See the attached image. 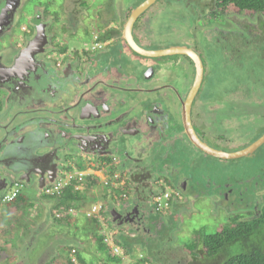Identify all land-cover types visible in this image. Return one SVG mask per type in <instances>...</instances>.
<instances>
[{"label": "flooded vegetation", "instance_id": "1", "mask_svg": "<svg viewBox=\"0 0 264 264\" xmlns=\"http://www.w3.org/2000/svg\"><path fill=\"white\" fill-rule=\"evenodd\" d=\"M28 1L0 0V219L13 217L10 207L13 201L4 202V197L16 186L21 189L34 187L41 191L42 203L44 197L49 198L44 195V190L81 161L96 164L115 162L116 168L126 177L132 193L130 200L134 205L126 209L125 214L130 216L122 218L124 223H145V216L155 215L153 202L161 191L172 194L174 201L171 209L178 206V210H185L181 207L184 202L188 203L184 194H192L193 188L187 182L188 177H181L180 182L172 179L173 175H178L179 164H176L174 173L158 170L160 166H166V162H161V165L158 162L146 164L147 159L159 156L173 138V141H179L178 147L173 150L174 158L186 155L185 150L192 146L194 153H199L206 165L210 163L215 169L218 183L209 182V187L220 188L217 196L222 200L233 204L236 200L239 209H242V190L255 194V206L248 208V203L245 210H241L250 213V218H233L251 221L260 215L264 207V196L259 195L264 190V144L237 159L222 157L247 150L264 135V82L260 75L243 80L238 79L241 75L233 74L234 80L229 87L226 86L227 81L213 85L208 79L212 63L219 67L230 60L213 53L205 43H200L198 48L179 45L195 51L202 59L204 77L192 101L190 119L194 135L201 144L222 154L219 153L221 157H214L198 149L185 132L182 105L190 95L196 78V64L189 56L176 54L165 59L144 58L132 51L124 40L125 25L118 33L114 30L116 40L112 44L102 39L105 34L94 31L92 36L94 41L97 37V41L91 48H70L67 40L76 38L81 24L67 27L80 21L79 15L69 14L71 11L67 8L57 12L45 9L31 14V22L35 19L37 25L45 23L48 27L49 41L44 44L42 39L35 40L37 36L33 27H25V31L17 29ZM121 1L125 8H130L129 17L132 10L147 0L135 7L132 1ZM162 4L169 5L168 2ZM154 5L150 8L159 9V5ZM207 5L201 6L206 20L214 23L213 27H217L224 39L230 32H236L232 38L238 46L242 44L241 36L250 39V33L239 26L241 21L251 25L264 24L262 15H256L254 21L241 20V15L234 13L217 17L214 14L217 9L209 7L208 2ZM150 8L135 23L133 35L141 48L155 51L163 47L156 44V34L150 35L153 18ZM148 12L149 18L145 17ZM48 17H53V20H48ZM232 20L236 22L235 30L227 27L233 23ZM58 23L61 25L54 27ZM64 38L67 43L61 42ZM250 43L247 42L243 48L252 51ZM258 49L260 52L263 50L259 44ZM232 52V66L241 65L244 55L236 47ZM250 53L248 56H251ZM123 59L125 63L121 62ZM133 60H143L147 64L142 73L135 75L131 66ZM161 67L167 69L168 82L158 80L155 82L157 86L151 83L143 85L144 80L154 81ZM112 88L117 89V93L113 94ZM153 93L154 97L146 96ZM119 96L127 97L129 104L135 98L134 108L138 105L140 112H136V119L130 122L111 124L112 114L118 109L116 106L113 108L111 98ZM141 109H145L144 114ZM125 110L127 115L131 108L126 106ZM174 111L177 117L173 119L171 112ZM166 115H170V123L161 126L160 117ZM150 128L155 129L153 134H148ZM169 129L173 133L167 136ZM254 157L259 159L260 165L251 169L252 173L244 172L237 180L224 174L227 167H236L241 160ZM51 179H54L53 182ZM19 195L25 197L22 192ZM142 199L148 206L145 210L142 209L145 206L141 208L139 205ZM212 201L219 209L221 205H227ZM55 210L53 207L51 214L57 223ZM147 230L145 233L149 234Z\"/></svg>", "mask_w": 264, "mask_h": 264}, {"label": "rangeland", "instance_id": "2", "mask_svg": "<svg viewBox=\"0 0 264 264\" xmlns=\"http://www.w3.org/2000/svg\"><path fill=\"white\" fill-rule=\"evenodd\" d=\"M129 1L136 5L142 2V0ZM186 1L160 0L155 4L159 5V9L156 7L150 8V11H153L150 35L156 34V44L164 49L165 47H179L181 43L198 48L201 46L200 43H205L216 55L225 56L230 60L229 63L225 61L219 67L213 63L211 65L208 79L213 85H217L221 81H227L226 86L229 87L232 83L231 81L234 80L232 79L233 74L241 75L238 79L243 80H246L248 76L254 79L253 77L259 75L264 79V47L263 43H261V39L264 37V24L251 25L241 21L239 26L250 33V39L241 36L242 44L238 46V43L232 38L236 36V32H230L224 39L217 27H213L215 26L214 23L206 20L203 16L201 6H205V0H188V4ZM163 2H168L169 5L162 4ZM102 5H106L105 12H102L103 18L101 17V20L97 21L95 14L103 10ZM25 8L26 11L24 10V13L20 15L17 29L33 27L30 19L33 12L41 13V10L45 9L57 12L67 8V11H71L69 14L77 13L79 15V23L72 22L69 26L67 25V27L72 28L74 25L78 26L81 24L76 32V38H73V40L64 38V41L61 42L64 43L67 40L70 48L75 47L79 50H83L86 47L91 48L95 44L91 32L96 31L97 33L105 34L104 29L99 26L106 17L107 20L114 21L113 28H111L113 31L115 30L116 33L122 31L130 9L127 6L125 8L121 0H29ZM149 13L145 17L149 18ZM80 14L81 17L83 16L82 18ZM50 18L53 20V17H48V20ZM114 18L120 23L116 22ZM244 19L254 21L256 17L241 15V20ZM261 19L264 23V15L261 16ZM58 25L61 24L58 23L54 27H58ZM227 27L235 30L236 22L233 21ZM143 29L145 30V28ZM212 29L217 30V32H213ZM58 38L61 40L60 36ZM4 39H7V37H4ZM114 40L116 38L108 43L112 44ZM262 40L264 42V38ZM247 42H251L249 46L252 47V51L251 49L249 51V49L243 48ZM258 44L263 49L262 52L258 49ZM234 47L239 49L244 55L239 66H232L231 64L234 56L232 49ZM248 53L251 56H248ZM121 62L125 63V60L123 59ZM166 81L168 82L167 77ZM145 82L144 80V85H146ZM251 85L253 86L252 82ZM233 87L234 84L231 88ZM114 93H117V89L113 90ZM126 106L132 108L134 103L129 104L126 101ZM170 133L171 131L168 132L167 136ZM245 134L249 135L250 133L245 132ZM172 147L174 148V146ZM185 152L186 155L176 156L173 159L174 164H179L178 175L180 174V177L173 175L172 179L175 182H180L181 177H188L187 182L192 186L193 191L189 195L184 192V199L188 203L184 202L181 205L187 211L178 210V206L171 209V206L166 212L160 214L155 212V215L145 216L147 217L145 223H122L121 226L113 222L112 217L108 213V218L111 220L108 219L107 223H109L111 229L114 232L126 235L127 238L125 240L131 246L130 248L128 246V248H124L126 255L124 250L120 248L121 252L118 255L123 260L121 264H140L150 256L151 252L152 263L144 262V264H196L198 261L191 256H187L185 250V247L193 241L192 238L196 231L206 235H213L217 229L228 224L233 217L237 216L244 219L249 217L250 213L241 210H245L248 203V208L255 206V194L242 190V209H239L235 198V204L222 200L219 195L217 196L220 188H216L213 185L209 187V182L218 183L215 169L211 168L210 163L206 165L207 162L199 157V153H194L192 146H189ZM75 164L77 168L78 166L80 169L87 168V162L81 161ZM259 165L260 161L256 157L244 159L236 167H227L224 170V174L227 177L230 176L232 179H236L242 176L244 172L252 173L251 169H255ZM74 170L76 171L75 168ZM92 190L99 195L98 199L94 201L107 199V190L101 189V187L100 189L99 187L97 189L93 187ZM21 192L27 197L25 198L26 200L31 201V204L25 209H21L18 213L14 212L13 216L17 214L15 218L5 216L0 220V264H66L68 258L67 249L69 248L75 249L78 257L83 259L85 264H119L109 259V255L114 256L111 250L103 249L99 246V236L105 234V232H102L101 227L91 225L84 228L82 224L77 222L80 226L76 228L78 225L75 222L69 224L56 223L49 207V213L45 212L43 203H40L41 191H37L32 187L22 188ZM208 195L214 197L208 198ZM259 195L263 197L264 190H261ZM213 199L217 204L225 202L227 205H221L220 209L216 208L212 201ZM49 200L45 201L44 199L43 202H49ZM129 204L130 202L127 203V206ZM139 205H141V208L145 206V208H142L143 210L148 208L144 199L141 200ZM12 209H16V205L12 206ZM232 212H234V215L231 214ZM79 218L85 219L80 215L76 219ZM40 219L45 221V225L37 223ZM88 220L91 221L90 219ZM146 229H148L149 234L145 233ZM105 235L108 236V234ZM15 239L16 242H14ZM70 245L72 246L70 247ZM180 253H183L184 256L181 257ZM73 258L75 259V263H73L79 264L74 254L71 256V259Z\"/></svg>", "mask_w": 264, "mask_h": 264}, {"label": "trees", "instance_id": "3", "mask_svg": "<svg viewBox=\"0 0 264 264\" xmlns=\"http://www.w3.org/2000/svg\"><path fill=\"white\" fill-rule=\"evenodd\" d=\"M207 2L209 3V7L212 6L217 9L214 12L217 17L225 13H234L246 17L264 15V0H205V7H208ZM140 3H137V5ZM133 5L134 7L137 6L135 3H133ZM105 37L106 34L102 39L104 40ZM87 194L89 193H85L84 195ZM81 196L82 195L79 193H73L72 188H67L63 198L57 200V202H55L56 200L54 201V208H69L77 202ZM25 198L26 197L19 195L13 201L14 204L12 203V205L18 206L19 210L25 209L29 206L26 204ZM73 218H76V216L58 219L57 223L69 224L70 220ZM90 220L97 222L96 219ZM192 239L193 241L185 247V250L187 256H191L198 261L196 264H264V207L260 215L251 221L232 218L228 224L217 229L215 234L206 235L196 231ZM104 241L105 238L99 236V246L103 249L107 248L110 250ZM115 244L124 250L125 255L126 247H131L126 240L118 242L117 236L115 237ZM67 252L68 258L66 264H74L71 259L73 254L77 258L79 264H85L84 260L78 257V253L75 249L69 248ZM151 255L152 252L150 253V256ZM180 255L181 257L184 256L183 253H180ZM150 256L140 264H144V262L152 263V258ZM109 259L119 264L123 262L120 255H115L113 257L109 255Z\"/></svg>", "mask_w": 264, "mask_h": 264}, {"label": "water", "instance_id": "4", "mask_svg": "<svg viewBox=\"0 0 264 264\" xmlns=\"http://www.w3.org/2000/svg\"><path fill=\"white\" fill-rule=\"evenodd\" d=\"M157 1L158 0H147L146 2L139 5L136 9L132 10V12H131L130 16L128 17L126 24H125L124 40H126V42L128 43V45L132 51H134L136 54H138L144 58H166V57L176 56V54H185V55L189 56L190 60L196 64V78L194 81V85L191 88L190 95L187 97L186 101L182 105L183 106V121H184V125H185V132H186V135L189 134L192 143L198 149H200L202 152H205L206 154L214 156V157L220 156V154H221L220 152L212 151L211 149H209L205 145L201 144L199 139L194 135V128H193V125H192V122L190 119L191 104H192V101L194 100V96L197 94V92L200 90V88L202 86V81H203V77H204V66H203L201 57L195 51L188 49L187 47H182V46H179L177 48L176 47H169L166 49H158L155 51L146 50L144 48H141L136 43V41L134 39L133 29H134L135 23L138 21L139 17L143 13H145L147 9H149L152 5H154ZM105 6L102 5L103 10L99 11L95 14L97 21L99 19L101 20V17L103 18L102 12H105ZM113 24H114V21H112V20L110 21L109 19L107 20V17H106V18H104V22H102L99 26L100 28L102 27V29H104L105 34H106L105 40L107 42H109L115 38V36L112 35L114 33V31L111 29V28H113ZM32 25H33V28L35 29V33L37 36L35 38L36 41L38 39H42V42H44V44L47 41H49L48 35H47L48 27L45 23H41L40 25H37V22L34 19L32 21ZM112 31H113V33H112ZM37 33H38V35H37ZM107 38H110V39H107ZM146 65L147 64L143 60H140V61L139 60H133L131 62V66L135 72V75L142 73V71H144ZM166 71H167V69L161 67V69L159 70L158 75L154 79V81L148 82V80H147L145 82V84L148 85V83H151L152 86H157L156 85L157 83H155V82H157L158 80H160V81L163 80V81L167 82L166 81ZM112 89L114 90V88H112ZM153 95H154V93L148 94L146 96H148V98H151V97H154ZM126 101H128L127 97L118 98V99H115L114 97L111 98V103L113 105V108L115 106L118 107V109L115 108L116 110H114V113L112 114L113 120L111 121V124L120 125V124L125 123L124 121L130 122L131 120L136 119L135 113L140 112V108L138 107V105L135 108L129 107V108H131V110L126 115L125 114ZM135 102L136 101L134 98L133 103L135 104ZM139 104L141 107L140 100H139ZM141 110L143 112L145 109H141ZM144 113H145V111L143 112V114ZM171 113H170L171 117L174 119L177 115H175V111L171 112ZM169 116L170 115H166V117H164V118L160 117L161 119L159 120V123L161 124V126H165L166 124L170 123ZM140 122H142V121H140ZM147 129H148V127H147ZM149 130L150 131L148 132V134H153V132L155 131L154 128H152V129L150 128ZM263 144H264V135L258 141H256L251 146H249L247 150L240 152L236 155L233 154V155L229 156L226 154V155H223L222 157L237 159L239 157H242L244 154L256 151ZM172 145L174 146V150H175V148L177 147L178 144L177 143L175 144L174 141L169 142L168 144H166L164 151H161L159 156L147 159L146 164L151 165L153 163L158 162V164L161 165V162H166L167 163L166 166H163V167L160 166V168L158 170H160L161 173H174V172H176V171H174V168H176L177 166L173 162L174 151H173ZM51 180H52L51 182H53L54 179H51ZM127 216H130V215L128 214ZM121 217H122V214H120L116 211H113V218H112L113 222H117L119 225H121L122 223H124V222L120 221Z\"/></svg>", "mask_w": 264, "mask_h": 264}, {"label": "built area", "instance_id": "5", "mask_svg": "<svg viewBox=\"0 0 264 264\" xmlns=\"http://www.w3.org/2000/svg\"><path fill=\"white\" fill-rule=\"evenodd\" d=\"M22 30L25 31L26 29L23 28ZM95 41H97V37H95ZM93 187L95 189L101 187V189L107 190V199L97 200L91 203L88 209L82 212L77 207L76 202L69 208H58L55 210L56 218L64 219L68 216H79L81 213L85 215V218L96 219L98 222L104 223L105 219L108 218V213L109 216L113 218V211L122 214L120 221H122V218L125 215H128L122 210H126L130 206H127L130 199V192L128 190L129 185L126 177H124L116 168L115 162L111 164H89L87 168L83 170L75 166H71L65 174L60 176L54 183L44 190V195L57 201L63 198L67 188H72L73 193L85 194L92 191ZM20 190L21 187L16 186L10 194L4 197V202L10 203L14 201L19 195ZM173 201L174 200L170 192L161 191V193L154 198V211L158 214L168 211L172 206ZM104 242L114 256L120 254V247L115 244L113 235H111L110 238H106ZM72 262H75L74 258L72 259Z\"/></svg>", "mask_w": 264, "mask_h": 264}, {"label": "crops", "instance_id": "6", "mask_svg": "<svg viewBox=\"0 0 264 264\" xmlns=\"http://www.w3.org/2000/svg\"><path fill=\"white\" fill-rule=\"evenodd\" d=\"M92 33V35H95V33L94 32H91ZM100 33V32H99ZM101 34V33H100ZM264 76V75H263ZM260 78H261V80L264 82V79H262V77L260 76ZM169 131H171V129H169L168 130V132ZM165 133H166V131H165ZM173 133V130L171 131V134ZM176 137V136H175ZM174 139V138H173ZM179 141L177 140V141H174V143L176 144V143H178ZM173 150H174V148H173ZM89 164H96V163H94V162H91V163H87V166L89 165ZM76 166V165H75ZM78 168H79V166H78ZM80 169V168H79ZM83 170V169H82ZM99 189H100V187H99ZM90 192H93V193H90ZM89 192V194H87V195H84V194H81L82 196L79 198V200L76 202V204H77V207L81 210V212L82 211H84V210H86V209H88V207L90 206V204L91 203H93V202H95L94 200L95 199H98V194H95L94 192V190H92V191H90ZM108 192V191H107ZM94 195V196H93ZM104 195V194H103ZM88 196H90V197H88ZM26 197V196H25ZM27 198V197H26ZM44 199H45V201H47V199H49V198H47L46 199V197H44L43 198V200H42V203H43V208L45 209V212H48L49 210H48V207H49V209L51 210L53 207H54V201L53 202H51V199L49 200V202H43L44 201ZM97 201V200H96ZM55 202H57V201H55ZM14 204V203H13ZM26 204L27 205H30L31 204V201H28V200H26ZM11 210L13 211V213L14 212H16V213H18L20 210L18 209V206H16V209H12V204H11ZM18 210V211H17ZM123 212H127V210H122ZM49 213V212H48ZM0 215H1V213H0ZM15 216H17V214H14V216H13V218H15ZM80 216H83L84 218H85V215L84 214H81L80 213ZM11 217V216H10ZM77 217H79V216H76V218ZM76 218H73V219H71L70 220V223H72V222H75V223H77V222H79L80 224H82L83 226H84V228H86V227H89V226H91V225H93V226H99V227H101L102 228V232H105V234H108V236H106L105 234L104 235H102V237H105V239H106V237H108V238H110L111 237V235H113L114 236V239H115V237L117 236L118 237V241H120V242H122L123 240H125L126 238H127V236L126 235H122V233H117V232H114L112 229H111V226H109V223H107V220L109 219V218H106L105 219V221H104V223L103 222H95V221H89L88 220V218L86 219H84V220H82L81 218H79V219H76ZM43 219H46V218H43ZM43 219H40V221H37V223L39 224V225H45V221H43ZM1 220V219H0ZM109 220H111V219H109ZM79 223H77V225L79 224ZM103 223V224H102ZM116 223V222H115ZM95 224V225H94ZM126 224V223H125ZM127 224H131L130 223V221L127 223ZM119 225V224H118ZM80 225H78L76 228H78ZM107 226V227H106ZM119 226H121V225H119ZM105 227V228H104ZM104 230V231H103ZM14 242H16V239H15V241ZM72 245H70V247H71Z\"/></svg>", "mask_w": 264, "mask_h": 264}, {"label": "clouds", "instance_id": "7", "mask_svg": "<svg viewBox=\"0 0 264 264\" xmlns=\"http://www.w3.org/2000/svg\"><path fill=\"white\" fill-rule=\"evenodd\" d=\"M128 190H129V192H130V195H131V189H130V187L128 188ZM20 192H21V190H20ZM20 194V193H19ZM129 202H130V206L128 207V208H130V207H132L133 205H134V203L133 202H131V200L129 199ZM75 263V262H74Z\"/></svg>", "mask_w": 264, "mask_h": 264}, {"label": "bare ground", "instance_id": "8", "mask_svg": "<svg viewBox=\"0 0 264 264\" xmlns=\"http://www.w3.org/2000/svg\"><path fill=\"white\" fill-rule=\"evenodd\" d=\"M97 111V110H96ZM111 117V116H110ZM102 120V119H101ZM103 121V120H102ZM99 124V123H98ZM123 131V130H122ZM119 132V131H118ZM96 148V147H95Z\"/></svg>", "mask_w": 264, "mask_h": 264}]
</instances>
